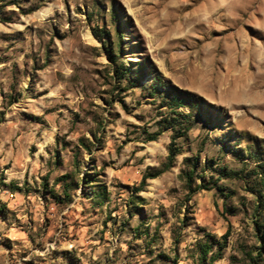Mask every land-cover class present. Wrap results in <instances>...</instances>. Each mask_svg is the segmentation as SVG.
I'll list each match as a JSON object with an SVG mask.
<instances>
[{"label": "rangeland", "instance_id": "obj_1", "mask_svg": "<svg viewBox=\"0 0 264 264\" xmlns=\"http://www.w3.org/2000/svg\"><path fill=\"white\" fill-rule=\"evenodd\" d=\"M0 264H264V0H0Z\"/></svg>", "mask_w": 264, "mask_h": 264}, {"label": "trees", "instance_id": "obj_2", "mask_svg": "<svg viewBox=\"0 0 264 264\" xmlns=\"http://www.w3.org/2000/svg\"><path fill=\"white\" fill-rule=\"evenodd\" d=\"M174 100H176V99H174ZM154 138H150L149 140H153ZM172 155H174V152H173V150L172 149H170V152H169V155H167V159H168V161H171V159H172ZM155 176V174L153 175V176H146V177H144V179H146V178H152V177H154Z\"/></svg>", "mask_w": 264, "mask_h": 264}]
</instances>
